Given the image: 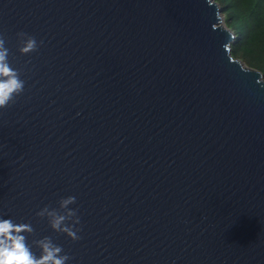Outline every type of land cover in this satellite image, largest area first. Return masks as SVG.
<instances>
[{
    "label": "water",
    "instance_id": "water-1",
    "mask_svg": "<svg viewBox=\"0 0 264 264\" xmlns=\"http://www.w3.org/2000/svg\"><path fill=\"white\" fill-rule=\"evenodd\" d=\"M223 12L0 0L25 81L0 109V219L30 223L27 242L50 237L68 264H264V78L232 56ZM21 32L37 52L20 54ZM69 196L77 242L36 215Z\"/></svg>",
    "mask_w": 264,
    "mask_h": 264
},
{
    "label": "clouds",
    "instance_id": "clouds-1",
    "mask_svg": "<svg viewBox=\"0 0 264 264\" xmlns=\"http://www.w3.org/2000/svg\"><path fill=\"white\" fill-rule=\"evenodd\" d=\"M209 7L213 0H205ZM217 19L219 17L217 16ZM216 25H213L215 28ZM19 49L21 55H31L38 51L35 37L26 33H18ZM42 44V41L40 42ZM6 40L0 35V109H6L15 103V98L23 94L25 81L21 79V72L13 69L8 61L9 49L5 47ZM257 83L264 87V83ZM58 209L46 206L36 213L41 219L47 218L50 228L59 234L65 235L73 242L81 239L78 233L80 217L78 209L69 206L76 203V197L62 198ZM34 234L30 223H15L11 219H0V264H68L72 259L64 253V249L53 242L50 237L34 240L32 245L27 242V237ZM33 245L39 249V256L33 251Z\"/></svg>",
    "mask_w": 264,
    "mask_h": 264
},
{
    "label": "trees",
    "instance_id": "trees-1",
    "mask_svg": "<svg viewBox=\"0 0 264 264\" xmlns=\"http://www.w3.org/2000/svg\"><path fill=\"white\" fill-rule=\"evenodd\" d=\"M235 34L231 54L264 78V0H215Z\"/></svg>",
    "mask_w": 264,
    "mask_h": 264
},
{
    "label": "rangeland",
    "instance_id": "rangeland-1",
    "mask_svg": "<svg viewBox=\"0 0 264 264\" xmlns=\"http://www.w3.org/2000/svg\"><path fill=\"white\" fill-rule=\"evenodd\" d=\"M221 25H222V26H225V23H224V21H222V22H221Z\"/></svg>",
    "mask_w": 264,
    "mask_h": 264
}]
</instances>
